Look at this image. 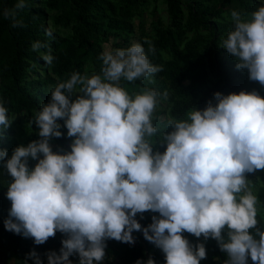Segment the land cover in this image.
I'll use <instances>...</instances> for the list:
<instances>
[{
    "label": "clouds",
    "instance_id": "clouds-1",
    "mask_svg": "<svg viewBox=\"0 0 264 264\" xmlns=\"http://www.w3.org/2000/svg\"><path fill=\"white\" fill-rule=\"evenodd\" d=\"M25 7V0H17L3 10L4 19L24 27L18 17ZM230 19L233 28L219 47L250 81L264 86V3L249 18L232 9ZM148 52L155 48L150 45ZM43 58L52 63L51 54ZM99 59L100 74L74 71L52 88L31 121L39 139L15 147L11 156L0 149V163L12 178L5 230L36 246L59 232L61 247L44 253L47 264H72V256L79 264H102L107 241L134 245V232L161 250L165 264L206 259L205 244H191L185 232L215 239L227 255L225 264H248L249 258L264 264L258 198L245 175L264 170V97L256 90L217 91L215 103L170 120L171 130L152 141L160 93L147 87L130 93L121 81L147 79L163 67L152 64L138 42L106 48ZM12 121L0 100V133ZM62 128L71 138L70 151H53L50 141L64 136ZM157 145L165 150L154 151ZM30 160L36 163L30 166ZM145 213L153 215L142 226ZM29 260L44 264L35 248L22 264ZM135 264L156 261L149 256Z\"/></svg>",
    "mask_w": 264,
    "mask_h": 264
},
{
    "label": "rangeland",
    "instance_id": "rangeland-1",
    "mask_svg": "<svg viewBox=\"0 0 264 264\" xmlns=\"http://www.w3.org/2000/svg\"><path fill=\"white\" fill-rule=\"evenodd\" d=\"M244 1L246 4H241L238 0H180V15L173 18L168 12L166 0H93L91 10L83 12L89 19L94 20L95 30L93 32L87 31L78 20L82 9L80 4L83 0H32L26 5L25 11L32 12L39 19L41 37L38 42L43 46L34 49L33 45L37 42L30 44V57L26 60L22 81L41 95V102L33 108L8 113L13 121L10 127L2 131V146L11 156L15 147L27 146L30 141L39 139V129L31 121L42 103L49 101L52 88L58 82L67 79L68 75L74 71L81 74L87 73L89 76L100 74L103 62L99 57L106 48H127L134 42L143 45L152 64L163 67L161 72L147 79H140L134 83L121 81V85L130 93L139 92L144 87L153 88L160 93L159 102L152 116L153 125L158 129V133L157 136L149 138L155 141L160 133L171 130L168 127L170 120H183L172 113L173 100L179 96V93L172 87V81H169L165 75L166 71L180 63V55L174 54L163 44L159 37L160 34L179 26L183 34L176 40L178 48L182 49L188 43L195 45L199 54L201 77L195 83L185 80L187 84L185 97L190 103L187 113L193 107L203 109L209 100L215 103L213 94L209 95L207 90L217 79V61L221 60L231 68L238 70L233 58L226 50L219 47L221 38L233 28L230 11L240 10L245 18H249V14L264 3V0ZM192 6L196 12L205 11L203 22L196 23L191 19L189 9ZM65 43L76 47L79 56L62 74L56 75L53 60L49 65L43 57L51 54L54 59L57 51ZM150 45L155 48L154 53L148 52ZM238 71L242 80V89L248 92L256 90L264 97V86L250 81L246 71ZM221 93L229 94L225 91ZM186 118L187 114L184 119ZM60 123L63 124V121ZM61 130L64 136L53 138L50 144L53 151H70L71 138L67 137L66 128ZM155 150L163 152L165 149L157 145L154 147ZM35 163V161H29L30 166ZM245 175L249 188L258 198L256 219L264 221V170H256L254 173ZM11 179L0 163V192L2 189L1 194L5 199L7 183ZM147 215L148 213L144 214L143 220L147 219ZM200 239L203 240V237L201 236ZM206 253V260L210 261L207 250ZM5 258L7 264H22L24 261L19 256H6ZM44 264H47V260ZM248 264H253L251 259L248 260Z\"/></svg>",
    "mask_w": 264,
    "mask_h": 264
},
{
    "label": "trees",
    "instance_id": "trees-1",
    "mask_svg": "<svg viewBox=\"0 0 264 264\" xmlns=\"http://www.w3.org/2000/svg\"><path fill=\"white\" fill-rule=\"evenodd\" d=\"M241 4H246L244 0H238ZM17 0H0V100H3L4 106L8 109V113H16L22 109H30L38 106L41 102V95L33 88L23 83V75L26 67V60L30 57L29 46L38 42L41 37V28L39 19L25 8L20 10L19 19L24 21V27H12L9 20L4 19L3 10L5 8H13ZM26 5L32 0H25ZM93 0H83L81 13L78 15L79 23L87 31L94 32V20L89 19L83 12L91 10ZM169 14L176 18L180 15V0H166ZM206 10V9H205ZM191 19L196 23L203 22L205 11L196 12L192 6L189 9ZM183 34L181 27L168 29L160 34V40L167 46L171 52L180 55V63L173 66L165 72L169 81H172V87L179 93V96L173 100L172 113L179 119H184L189 109L190 103L186 96V82L195 83L201 77L199 67V54L194 44L188 43L182 49L178 48L176 40ZM83 40V37H81ZM79 56L78 49L70 43H65L57 51L53 63L54 73L62 74L70 64ZM217 79L207 90V93L215 92L239 93L242 89V80L239 77V71L231 68L225 62L218 60L216 63ZM254 82V81H253ZM255 83V82H254ZM153 89V88H151ZM3 135L0 133V149L2 146ZM2 192V189H1ZM0 192V256L4 257L5 264L7 257H22L25 260L33 248L41 255L44 262L47 260L44 253L49 250L59 251L61 247L62 235L58 232L55 238L49 240L40 246H36L32 239H26L20 235L6 231L4 228V220L8 216L10 209V201L4 198ZM6 196V195H5ZM153 213H148L147 219L140 221L142 226L151 223ZM257 227L264 229V221L257 219ZM226 231V230H225ZM253 231L254 230H250ZM191 244L198 242L205 244L206 250L209 252L210 261L203 259L200 264H225L227 259L226 253H223L215 239L199 240L185 232L183 234ZM136 246L126 243L117 242L115 240L107 241L105 259L102 264H112L110 258H118L123 264H135L137 259L146 261L149 256L154 258L156 264H165L164 254L156 248L152 243L144 239L142 232H134ZM258 238V237H257ZM250 259V258H249ZM72 264H79L77 256L70 257ZM250 263V262H249ZM28 264H32L29 260Z\"/></svg>",
    "mask_w": 264,
    "mask_h": 264
},
{
    "label": "built area",
    "instance_id": "built-area-1",
    "mask_svg": "<svg viewBox=\"0 0 264 264\" xmlns=\"http://www.w3.org/2000/svg\"><path fill=\"white\" fill-rule=\"evenodd\" d=\"M136 245L137 243L135 242V244L132 246H136ZM110 261L112 262V264H123V262L120 261L118 258H110ZM0 264H5V259L2 256H0Z\"/></svg>",
    "mask_w": 264,
    "mask_h": 264
}]
</instances>
